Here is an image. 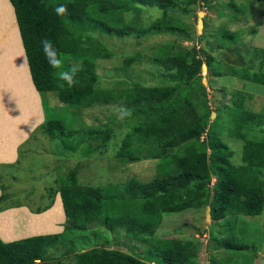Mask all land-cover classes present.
<instances>
[{"label": "trees", "instance_id": "obj_1", "mask_svg": "<svg viewBox=\"0 0 264 264\" xmlns=\"http://www.w3.org/2000/svg\"><path fill=\"white\" fill-rule=\"evenodd\" d=\"M2 1L12 8L4 31L16 37L21 46L20 51L0 61V69L8 71L3 79L2 91L6 94L24 89L33 98L35 115L31 112L23 115L26 116L25 134H29L43 120L41 96L46 119L40 128L51 139L75 135L83 139L87 135L96 141L99 135L106 144L111 138L110 132L91 131L85 134L72 128L65 114H60L58 109L69 111L122 100L124 108L130 113L127 116L137 117L138 123L126 135L116 158L126 163L159 161L157 177L148 182L130 179L99 189L82 186L77 170H70L57 188L49 190L52 199L58 194L61 196L66 215L65 231L87 232L93 227L95 240H100L98 232L102 229L115 238L133 236L147 241L155 228L161 225L165 214L193 207L209 208L211 220L224 221L227 226L231 224L229 217L237 221L241 216L255 217L264 213V140H250L242 133L247 126L263 125L264 116L244 111L242 100L237 101L238 108L243 111L232 112L235 123L232 132L244 141V145L243 164L235 166L231 161L234 151L209 124L210 108L194 102L191 93L180 91V87H189L201 77L205 63L212 70L211 55L204 53V59L198 56L195 47L185 51L177 50L174 44L160 45L156 47L152 60L177 80L175 86L147 87L135 83L123 93L99 87L97 60L110 58L112 53L95 42L93 34L106 33L119 37L183 34L186 26L166 14L178 10L189 13L187 8L196 6L198 0ZM60 4L67 6L70 15L63 18L56 15L53 9ZM141 6L158 8L165 15L145 27L138 26L137 19L126 22L124 16L139 11ZM224 36L230 40L235 37L228 31L224 32ZM45 38L58 48L65 67L73 63L79 65L78 82L74 87L69 88L67 84L59 86L63 82L57 80L54 75L56 70L49 66L41 48L40 42ZM136 60L137 56L127 58L125 66H131ZM235 75L243 80L264 83V75H252L245 69L236 71ZM54 95L62 104L59 108L50 104L49 98ZM69 142L64 141L65 148L77 149L81 143L79 141L78 145H74ZM85 151L92 152L93 149L89 146L85 147ZM4 200L5 197L0 196V212L8 208L2 206ZM64 212L62 208L63 216ZM56 232L54 224L45 214L30 215L25 210L0 214V236L6 241ZM64 232L9 243L0 238V264H38L37 261L47 264L49 251L65 245ZM210 241L216 250L241 251L248 248L237 243L233 237H213ZM106 244L109 241L77 254L75 264H200V244L196 241L154 239L150 248L155 251L149 252L148 261L119 249H108Z\"/></svg>", "mask_w": 264, "mask_h": 264}, {"label": "rangeland", "instance_id": "obj_2", "mask_svg": "<svg viewBox=\"0 0 264 264\" xmlns=\"http://www.w3.org/2000/svg\"><path fill=\"white\" fill-rule=\"evenodd\" d=\"M187 9L189 13L178 10L166 14L186 26L183 34L156 33L143 37L134 34L126 37L93 34L95 42L112 53L110 58L97 60L99 87L123 93L135 83L147 87L175 86L177 80L152 60L156 47L160 45L174 44L177 50L185 51L195 47L198 56L204 59V53L211 55L212 70L205 63L201 77L190 85L192 87H180V91L191 93L194 102L210 108V126L234 151L232 163L240 166L243 164L244 141L232 132L235 127L232 112L236 110L239 113L244 109L264 116V83L243 80L235 73L245 69L252 75H264V0H198L196 6ZM11 15L12 8L1 0L0 61L21 49L17 38L4 31ZM164 15L158 8L141 6L139 11L126 14L124 18L126 22L137 19L138 26L145 27ZM226 31L234 33L233 40L224 36ZM131 56H137V60L131 66H125V60ZM7 72L0 69V196L5 197L2 206L8 208H4L0 214L25 210L30 215H36L40 213L33 211L43 210L41 214L45 213L55 230L60 232V225L65 221L60 197L57 195L52 199L49 190L57 188L70 170H77L82 186L98 189L130 179L148 182L157 177L158 160L126 163L116 158L126 135L138 123L137 117L121 114L120 109H125L122 100L69 111L58 109L60 114H65L72 128L80 129L85 134L91 131L110 132L111 138L106 144L99 135L96 141L87 135L83 139L80 135L51 139L40 128L46 119L44 110L43 120L29 134H25L26 116L23 115L26 112L35 115L34 100L24 89L6 94L2 91ZM49 99L52 106H62L55 95ZM240 100L243 109L236 104ZM242 133L250 140L263 141L264 124L260 127L247 126ZM69 140V144L81 143L77 149L65 148L64 141ZM89 146L92 152L85 151V147ZM229 219V226L224 221L213 222L209 208L203 207L165 214L161 225L155 228L150 238L147 235L150 242L149 239L145 241L133 236L115 238L102 229L98 232L100 240H95L93 227L87 232L64 230L66 243L49 251L47 264H75L77 254L107 241L108 249H119L148 261L149 252L155 251L150 244L160 238L196 241L200 244V264H264V213L255 217L241 216L237 221L233 217ZM219 236L233 237L237 243L248 248L241 251L216 250L210 239ZM37 263L40 264L39 261Z\"/></svg>", "mask_w": 264, "mask_h": 264}, {"label": "clouds", "instance_id": "obj_3", "mask_svg": "<svg viewBox=\"0 0 264 264\" xmlns=\"http://www.w3.org/2000/svg\"><path fill=\"white\" fill-rule=\"evenodd\" d=\"M53 11L57 16L63 18L65 15H70L68 12V8L64 4L57 5ZM41 48L43 54L49 64L54 70V75L56 76L58 81H61L59 86L63 87L64 84H67L69 88L74 87L77 84V74L80 71L79 65L73 63L69 67H65V62L62 59V54L59 52L58 48L54 45V43L45 38L41 40ZM122 115H129V111L127 109H120Z\"/></svg>", "mask_w": 264, "mask_h": 264}, {"label": "crops", "instance_id": "obj_4", "mask_svg": "<svg viewBox=\"0 0 264 264\" xmlns=\"http://www.w3.org/2000/svg\"><path fill=\"white\" fill-rule=\"evenodd\" d=\"M11 3V2H10ZM14 14H15V11H14ZM15 18H16V15H15ZM17 21V20H16ZM42 105V104H41ZM42 107V106H41ZM42 112H43V107H42ZM44 114V113H43ZM16 157H17V154H16ZM15 157V158H16ZM13 162V161H12ZM7 163H10V162H7ZM0 194H1V191H0ZM59 195V197L61 198V196H60V194H58ZM61 204H62V208H63V212H64V207H63V202H62V199H61ZM23 207H25V206H23ZM15 208H17V207H15ZM4 213V212H3ZM47 213V212H46ZM45 214V213H44ZM36 215H42L41 213L40 214H36ZM64 216H65V221H64V223L66 222V215H65V212H64ZM64 223L63 224H59L61 227H62V230L60 231V232H56V233H46V234H37V235H33V236H38V235H49V234H61V233H63L64 232V230H65V227H64ZM33 236H27V237H21V238H18V239H15V240H11V241H6V240H4L1 236V239L4 241V242H6V243H9V242H13V241H18V240H22V239H25V238H29V237H33Z\"/></svg>", "mask_w": 264, "mask_h": 264}, {"label": "bare ground", "instance_id": "obj_5", "mask_svg": "<svg viewBox=\"0 0 264 264\" xmlns=\"http://www.w3.org/2000/svg\"><path fill=\"white\" fill-rule=\"evenodd\" d=\"M10 2V1H9ZM17 20V19H16ZM17 25H18V23H17ZM20 32V31H19ZM25 56H26V54H25ZM27 58V57H26ZM61 199V198H60Z\"/></svg>", "mask_w": 264, "mask_h": 264}, {"label": "water", "instance_id": "obj_6", "mask_svg": "<svg viewBox=\"0 0 264 264\" xmlns=\"http://www.w3.org/2000/svg\"><path fill=\"white\" fill-rule=\"evenodd\" d=\"M15 11V10H14ZM42 106V105H41ZM209 212H210V209H209Z\"/></svg>", "mask_w": 264, "mask_h": 264}]
</instances>
